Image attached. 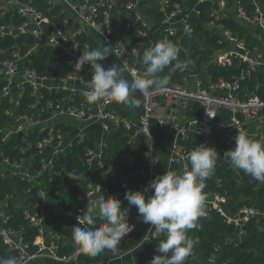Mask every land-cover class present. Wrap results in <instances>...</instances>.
Returning a JSON list of instances; mask_svg holds the SVG:
<instances>
[{
    "label": "built area",
    "instance_id": "1",
    "mask_svg": "<svg viewBox=\"0 0 264 264\" xmlns=\"http://www.w3.org/2000/svg\"><path fill=\"white\" fill-rule=\"evenodd\" d=\"M37 1L39 0H6L5 3H0V9L3 13L12 11L19 19L23 20L21 24L12 27L0 24V38L28 35L34 40V43L25 50L24 55L13 52L10 58H6L1 62L0 76L6 84L0 89V99L8 97L12 88L21 90L24 86H29L33 94H37L39 89L44 88L50 91H69L72 95L69 97L70 100L66 101L67 98L62 101V104L48 101L46 103V108L49 111L47 120L39 121L29 116L18 117L15 129L7 134V136L18 135L19 133H26L30 128L39 129L42 136L34 147V153L40 158L41 170L30 172L20 162L1 158L0 173L4 174L12 169L28 182L36 181L38 176L46 171L50 173V178L58 177L61 172L53 170L51 158L63 149L61 137L59 134H55L53 129H48L44 123L54 121L60 116H68L83 122L98 121L103 132L117 126H122L126 130L134 129L133 136L146 138V147L141 152V165L137 172L140 177L137 190L140 191H143L144 186L152 181L153 172L158 163L148 131L151 120H155L160 128H168L174 131V139L170 145V160L178 161L183 171L185 166L190 167L187 157L192 150L188 148L187 143L196 140L200 145L208 146L215 131H223L226 137L229 135L227 132H235L236 136L238 132L244 131L251 138L264 141V136L258 132L251 133L247 131L249 124L264 116V101L253 95L242 98L239 93L241 82L252 71H255L256 65L260 63L255 60L256 56L264 53V0H193L194 6L203 3L209 5L197 12L193 8L187 14H184V0L173 4H171V0H162L164 8L163 25L166 37H175L178 33V27L183 33L191 34L192 28L188 22L189 15L203 12L205 17L203 26L206 30L217 35V44L220 46V49L214 55L215 62L221 66H231L234 61H238L245 63L246 67L239 75L232 77V81L220 79L215 83H207L204 86L203 82L198 79L194 81L193 88H187L181 83H169L163 89L154 86L147 92L137 90L142 104V115L137 128L122 120L110 110L111 103H88L84 96V93L88 90L77 89L78 87L73 85V82L78 81L79 86L85 85L88 87L89 82H85L79 75H68L60 80L59 84H56L46 77L39 76L34 70L20 69L24 60L40 48L60 50L67 56L64 66H73L83 51L90 50L89 45L81 41L83 30H91L99 38L108 36V26L113 6L107 1L103 3V0H47L48 6H59L61 14H64L62 20L56 22L53 20L55 17L50 18L36 8L35 3ZM97 1L99 5L106 6V9L102 12H99L97 8ZM168 6L171 7L169 12H167ZM125 8L133 12L135 23L138 24L134 35L136 42L132 47L127 48V41L120 39L108 43V46L115 48L113 55L117 64L122 68L126 66L124 72L130 75L132 81V73L135 72L141 75L145 73L146 66L140 58L144 51L151 47L141 50L144 40L149 37V32L147 21L136 11V2H128ZM98 15L102 18L100 22L96 21ZM230 21L235 25H239L243 29V33L239 34L237 31L232 30L227 25V22ZM246 38H250V40L246 42ZM101 63L105 66L104 62ZM105 68L107 67L105 66ZM84 71L92 75L93 69L86 64L84 65ZM75 95L83 97V102L79 105L70 104L73 102ZM174 102L198 103L202 107V116L179 124L169 113V108ZM219 112L229 114L228 126L224 127L217 123ZM47 149H51V153L49 152L50 158L43 155ZM87 155L90 158L87 161V164L90 165L89 172H92L94 170L92 163L94 159L99 158L100 153L88 151ZM105 193L107 194V190ZM150 194L151 190L145 194L146 198ZM38 196L45 200V191L40 190ZM205 202L211 204L216 213L224 218L226 223L232 224L238 230V241L244 233V225L251 218H264V213L249 207H243L235 214H228L227 200L219 194H212ZM44 207V203H38L35 205L36 211L33 214L27 211L24 213L25 219L38 231V237L33 244L24 241L21 234L8 228L7 217L0 213V241L11 251L9 258L15 257L18 264H27L39 257L65 263H79V259L92 260L95 256L101 257L102 253L107 251L106 249L101 254L88 255L83 253L79 246H76L69 256H59L57 254L56 236L46 237L51 219L46 215ZM83 211L85 210L78 209L75 212H69L68 216L77 223L76 218L84 214ZM203 216H205L204 212L201 217ZM130 219L129 223L134 227L142 221L137 209ZM164 238L163 234L157 235L155 228L151 226L145 233L144 239L153 243V256L160 254L157 247Z\"/></svg>",
    "mask_w": 264,
    "mask_h": 264
},
{
    "label": "trees",
    "instance_id": "2",
    "mask_svg": "<svg viewBox=\"0 0 264 264\" xmlns=\"http://www.w3.org/2000/svg\"><path fill=\"white\" fill-rule=\"evenodd\" d=\"M5 1L0 0V3ZM179 1L171 0V4ZM115 3H117L116 14L119 19L118 30L121 33L124 32L128 43L127 48H130L136 42L134 35L138 24L135 23L133 12L125 8L127 0H116ZM35 4L36 8L46 16L55 17L53 20L56 22H60L64 17V14H61V8L48 6L47 0H39ZM97 8L99 12H102L106 6L99 5L97 1ZM170 10L171 7L168 6L167 12ZM22 21L14 12L3 13L0 9V24L12 27L21 24ZM96 21H102L100 15L97 16ZM188 22L192 28L191 34L183 33L178 27L175 37H167L169 38L167 41L173 42L179 48V59L186 66L188 61L196 66L197 77L201 79L204 86L220 79L232 81V77L239 75L246 64L234 61L231 66L218 65L214 58L215 51L220 49L217 44L218 38L216 34L204 28V13H191ZM227 25L237 33H243L239 25L231 21L227 22ZM245 40L247 42L250 38ZM81 41L87 43L90 50L101 47L98 42L84 35ZM33 43L34 40L28 35L0 38V70L4 59L10 58L13 52L24 55L25 50ZM66 58L67 56L60 50L40 48L24 60L20 69L34 70L39 76L46 77L49 81H60L68 75L77 74L85 82H89L91 75L83 68L76 72L74 65L64 66ZM102 62L106 67L109 66L107 59ZM185 74L169 67L158 76L167 78L169 83H181V77ZM5 84L6 82L0 76V89ZM239 93L242 98L253 95L264 101V64L258 63L255 71L241 82ZM71 95L69 91H50L44 88L39 89L37 94H33L29 86H24L21 90L12 88L8 97L0 99V158L20 162L28 170L32 151L42 134L38 128H30L20 136L17 134L7 136V134L15 129L18 117L29 116L44 121L49 117V111L46 108L48 101L62 104V101ZM81 102L83 97L75 95L70 104L79 105ZM57 130L56 127L53 132L58 134ZM133 134L134 129L126 130L122 126H117L104 132L99 144L94 143V134L91 132L81 141H75L71 146L62 149L59 154L51 158L53 170L60 171L61 174L46 180L45 200L38 196V192L43 188L37 183V179L28 182L12 169L4 174L0 173V213L7 217V227L21 234L24 241L33 244L38 237V231L25 219L24 213L27 211L33 214L36 211L35 205L44 203L46 215L51 219L46 237L56 236L57 254L69 256L78 245L72 238V227L76 223L69 218L68 213L78 209H84L86 212L87 204L94 200L88 195V178L85 177L90 169V165L87 164L90 159L87 155L88 151L100 153L99 165L95 167V172L106 173L107 195L115 197L116 194H121L123 197L120 200L121 208L127 210L128 207L129 216L130 210L135 211L136 207L128 206L124 193L128 190H137L140 180L137 172L141 165V152L147 143L146 138L137 137L131 143L132 147L123 151L132 141L131 138H134ZM234 136L235 132H230L225 140L215 137L208 145L215 148L218 160L215 173L206 181L207 187L203 190L206 199L212 194L224 196L227 200V212L230 215L237 213L243 207L254 208L264 213V183L254 181L250 175L233 167L223 156L225 151L234 147ZM187 146L193 150L200 146V143L194 140L187 143ZM43 155L50 158L48 150L44 151ZM119 156L126 159H117L112 166L114 170L110 171L111 163ZM39 161L40 158L35 155V166L32 172L41 170ZM204 213L205 216L199 217L197 221L198 227L188 232L189 237L197 243L185 264H264L263 217L251 218L244 225V233L238 241V230L232 224L226 223L208 202H205ZM102 222V218H97V224ZM10 254L11 251L0 241V258H9ZM100 260L99 256L92 259L94 263H100Z\"/></svg>",
    "mask_w": 264,
    "mask_h": 264
},
{
    "label": "clouds",
    "instance_id": "3",
    "mask_svg": "<svg viewBox=\"0 0 264 264\" xmlns=\"http://www.w3.org/2000/svg\"><path fill=\"white\" fill-rule=\"evenodd\" d=\"M114 49L104 44L83 51L75 61L76 72L86 64L93 69L89 90L84 93L90 104L115 102L137 108L140 103L133 97L135 91L147 92L154 86L163 89L169 84L167 78L149 77L158 76L165 68L184 70L186 67L179 59L180 50L176 44L160 41L144 51L140 60L146 66L145 73H132L130 84L122 75L126 66L112 64L105 68L101 63ZM233 139L234 147L223 156L254 181L264 183V141L253 139L244 131L238 132ZM187 159L190 167L185 166L183 172L164 171L144 186L143 191L124 193L128 206L136 207L142 222L154 227L157 235L165 236L157 247L160 254L154 255L150 264H185L197 243L188 232L198 227L197 221L203 215L206 200L203 190L207 187L206 181L215 173L218 153L215 148L201 144ZM149 190L151 194L146 198ZM83 213L77 216V223L72 227V238L80 250L88 255H98L106 249L118 254L121 241L134 229L129 223L128 207L122 209L119 199L107 195L92 200ZM97 218H102L103 222L97 224ZM0 264H18V261L15 257L0 258Z\"/></svg>",
    "mask_w": 264,
    "mask_h": 264
},
{
    "label": "crops",
    "instance_id": "4",
    "mask_svg": "<svg viewBox=\"0 0 264 264\" xmlns=\"http://www.w3.org/2000/svg\"><path fill=\"white\" fill-rule=\"evenodd\" d=\"M109 2L113 6L112 15L109 20L108 31L109 34L106 38H99L94 34L93 31L83 30L81 37L84 35L88 38H91L98 42V44L103 47L105 44L108 46V43L114 42L117 40L125 41L124 32H120L118 30L119 19L116 14L117 3L116 0H103L104 2ZM128 2L135 1L136 2V11L140 14V16L145 19L148 23V32L149 37L144 40L142 45V51L149 48L154 47L156 43L164 40H168L164 32L163 25V16H164V8L162 5V0H127ZM126 4V3H125ZM184 14H187L188 11L192 10L195 7L193 4V0H184ZM189 13V12H188ZM78 27V26H77ZM126 42V41H125ZM217 51V50H216ZM215 51V53H216ZM215 55V54H214ZM107 59L109 66L112 64H117L115 56L112 54ZM138 61V58L136 59ZM256 61L260 63H264V53L258 54L256 56ZM190 62V61H188ZM187 62V64H188ZM192 63V62H191ZM193 64V63H192ZM195 69V76H192L187 69V66L184 70H180L181 72H185L186 74L181 77V84L187 88H193L194 81L200 78L197 77L196 66L193 64ZM84 69V66H83ZM123 78L129 81L131 84V77L127 72H123ZM154 79H160L159 76L150 77ZM201 80V79H200ZM56 84H59L60 81H53ZM73 85L77 86V89L89 90L87 86H79L76 85V82H73ZM133 97L137 99L140 103V106L137 108L129 107L128 105L112 102L109 106V109L112 110L119 118L124 121L129 122L133 127L137 128L140 124V118L142 115V104L141 97L139 92L135 91L133 93ZM70 100L69 98L66 100ZM169 113L173 116L174 120L183 124L187 120L198 119L202 116V107L198 103H181L174 102L169 108ZM47 120V119H46ZM217 123L226 127L229 125V114L226 112H219L217 115ZM44 125L49 129H56L59 136L61 137L62 148H66L71 146L75 141H81L88 133L93 132L94 134V143H100L102 134L101 125L98 121H79L74 118L68 116H60L54 121H46ZM248 132H258L262 136H264V116L259 120L252 122L247 126ZM148 131L150 133V139L153 144V151L157 157V166L154 169L152 180L158 176L163 174L164 171H176L178 173L183 172L182 166L178 161L170 160V145L174 139V131L168 128H160L155 120H151L149 122ZM230 132H227L229 134ZM259 136V135H258ZM142 136H134L131 138V142L129 143L130 147H132V142L135 138ZM219 138L220 140H225L226 136L223 134V131H215L214 138ZM218 139V140H219ZM212 141V140H211ZM126 148L123 151L129 149ZM48 152L51 153V149H47ZM33 155L28 162V170L34 171L35 166V153L32 151ZM125 157L119 156L113 160L110 166V171H113V165L117 162V159ZM99 158L94 159L92 166L93 171L90 172L88 178V195L94 198V200L98 199L101 196L107 197L106 191V173H96L95 167L99 165ZM89 172V171H88ZM50 176L49 172H44L42 175L38 176L37 183L45 189V182ZM99 187V189H98ZM115 197L121 200L123 197L121 194H116ZM135 211L130 210L128 218L130 219ZM131 220V219H130ZM56 226V225H55ZM63 226V223H61ZM150 224L143 223L140 221L134 227L133 231L127 234V236L121 241V245L119 248V253L114 255L110 250L104 251L102 253L101 263L93 262L92 260L79 259V263L76 262H59L46 257H39L34 260H31L27 264H150V260L153 257V243L150 240H145V233L149 230ZM171 255V253H169Z\"/></svg>",
    "mask_w": 264,
    "mask_h": 264
},
{
    "label": "water",
    "instance_id": "5",
    "mask_svg": "<svg viewBox=\"0 0 264 264\" xmlns=\"http://www.w3.org/2000/svg\"><path fill=\"white\" fill-rule=\"evenodd\" d=\"M208 5H209L208 3L199 4L195 7V11L196 12L201 11L203 8L208 7ZM187 69L192 76H195L196 72H195L194 66L191 62H188ZM76 85H79L78 81L76 82ZM20 135H22V134L19 133L18 136H20ZM129 147H130V145L127 146V148H129ZM0 162H1V158H0ZM89 175H90V172H88L85 176L88 177ZM44 210H46V206L44 207Z\"/></svg>",
    "mask_w": 264,
    "mask_h": 264
}]
</instances>
